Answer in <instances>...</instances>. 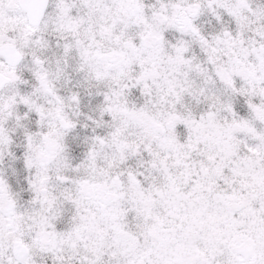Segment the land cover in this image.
Listing matches in <instances>:
<instances>
[{"label": "snow or ice", "instance_id": "snow-or-ice-1", "mask_svg": "<svg viewBox=\"0 0 264 264\" xmlns=\"http://www.w3.org/2000/svg\"><path fill=\"white\" fill-rule=\"evenodd\" d=\"M0 264H264V0H0Z\"/></svg>", "mask_w": 264, "mask_h": 264}]
</instances>
